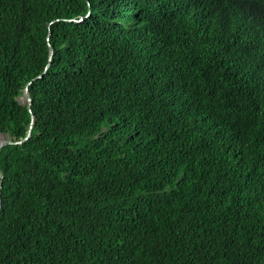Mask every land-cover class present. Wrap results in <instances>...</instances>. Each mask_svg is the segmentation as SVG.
I'll use <instances>...</instances> for the list:
<instances>
[{"label": "trees", "instance_id": "trees-1", "mask_svg": "<svg viewBox=\"0 0 264 264\" xmlns=\"http://www.w3.org/2000/svg\"><path fill=\"white\" fill-rule=\"evenodd\" d=\"M262 62L264 0H0V264H264Z\"/></svg>", "mask_w": 264, "mask_h": 264}, {"label": "clouds", "instance_id": "clouds-1", "mask_svg": "<svg viewBox=\"0 0 264 264\" xmlns=\"http://www.w3.org/2000/svg\"><path fill=\"white\" fill-rule=\"evenodd\" d=\"M83 19L80 18L77 21H81ZM222 66H229L226 64H222ZM260 68H264V63L262 62L260 65ZM153 79H157L160 80L159 78H155L153 77ZM219 83L223 86L229 87V89L231 90L232 94L236 97V101L237 103L244 105L245 106V111L242 112L245 115L248 114L249 110H252L256 108V110L258 111L259 108H257L256 104L259 102L261 106H263V98L259 95L258 93V81L254 78H250V76H248L247 74L238 71L237 70V75L236 76H230L228 74H226L222 69L219 75ZM164 84V83H163ZM164 86H167L164 84ZM168 88H170L168 86ZM28 95L30 96V94L28 93ZM31 97V96H30ZM195 107L197 108L198 112L203 115L202 117L204 119H210L211 122L217 120L223 127H222V134H224L225 137H227L228 139H232V140H236V138L234 137V134L236 133H240L234 126V124L236 123V119H237V114L236 113H232L230 111H227L225 109H221L220 111H217L216 109L210 107V106H205L202 104H199L195 101ZM31 109V106L29 107ZM241 118V117H240ZM189 119H191L189 117ZM226 120H229L234 129L235 130H227V126L225 125ZM189 124H191L193 126L192 120ZM185 124H187V121L184 122ZM196 129L198 130L199 133L203 134L204 136H207L209 138L212 139V141H214L216 144H219L222 149L224 151H226V145L217 137V135L213 134L212 132H210L208 130L207 127H203L202 125L198 124L196 125ZM30 131V136H31V130ZM26 138H28L26 136ZM10 139V138H7ZM12 140V139H10ZM16 141V140H13ZM14 144V143H12ZM7 145V144H6ZM1 172V171H0ZM4 177V176H3ZM117 215H113L109 218H114Z\"/></svg>", "mask_w": 264, "mask_h": 264}, {"label": "water", "instance_id": "water-1", "mask_svg": "<svg viewBox=\"0 0 264 264\" xmlns=\"http://www.w3.org/2000/svg\"><path fill=\"white\" fill-rule=\"evenodd\" d=\"M53 52H54V50H53V48H51V51H50V55H52L53 54ZM43 75V74H42ZM42 75H40V76H42ZM24 103H27L28 104V106L30 107L31 106V103H30V101L32 100L31 99V97L28 95V91L26 90L25 91V94H24ZM29 100V101H28ZM32 102V101H31ZM30 136V131L28 132V134H27V137H29ZM26 138V137H25ZM24 138V139H25ZM24 139H22V140H16V141H13V140H10V139H7V138H5V137H1L0 138V150H1V148L3 147V146H5L6 144H12V143H20V142H22ZM0 177H1V180H0V185L3 183V174L0 172Z\"/></svg>", "mask_w": 264, "mask_h": 264}, {"label": "bare ground", "instance_id": "bare-ground-1", "mask_svg": "<svg viewBox=\"0 0 264 264\" xmlns=\"http://www.w3.org/2000/svg\"><path fill=\"white\" fill-rule=\"evenodd\" d=\"M49 12H50V11H49ZM71 20H74V19H71ZM256 21L261 22L260 20H256ZM258 26H259V25H258ZM35 54H36V53H35ZM26 90H27L28 93H29L28 88H26ZM26 90H25V91H26ZM24 94H25V92H24ZM24 94H23V96H22V97H23V101L25 100V99H24ZM28 101H29V100H28ZM30 103H31V101H30ZM3 127H4V126H3ZM1 137L8 138L7 136H4V135H1L0 138H1ZM3 147H4V146H3ZM3 147H2V148H3ZM2 148H1V149H2ZM0 152H1V150H0ZM13 167H14V166H13ZM19 191H20V190H19ZM13 193H14V192H13ZM17 193H18V192H17ZM19 193H20V192H19ZM10 211H11V210H10ZM11 216H12V215H11ZM3 222H4V221H3ZM2 242H3V241H2Z\"/></svg>", "mask_w": 264, "mask_h": 264}]
</instances>
